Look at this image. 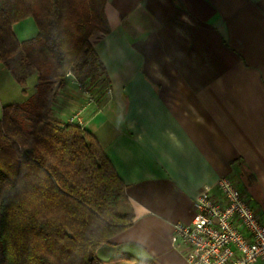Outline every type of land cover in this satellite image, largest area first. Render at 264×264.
Here are the masks:
<instances>
[{"label": "crops", "instance_id": "0c3cea01", "mask_svg": "<svg viewBox=\"0 0 264 264\" xmlns=\"http://www.w3.org/2000/svg\"><path fill=\"white\" fill-rule=\"evenodd\" d=\"M105 16L110 32L90 38L102 85L70 74L53 108L95 137L125 185L118 213L132 225L96 257L185 264L172 227L191 224L195 198L217 196L220 179L264 213V0H108ZM12 31L19 43L37 35L31 19ZM0 65L1 118L36 81L30 93Z\"/></svg>", "mask_w": 264, "mask_h": 264}, {"label": "trees", "instance_id": "16d2710c", "mask_svg": "<svg viewBox=\"0 0 264 264\" xmlns=\"http://www.w3.org/2000/svg\"><path fill=\"white\" fill-rule=\"evenodd\" d=\"M107 2L0 0V64L20 86L36 76L27 101L1 109L0 264H105L98 248L132 225L118 213L125 185L95 137L53 117L68 74L88 88L104 81L90 38L110 32ZM26 19L37 35L19 43L12 27Z\"/></svg>", "mask_w": 264, "mask_h": 264}, {"label": "built area", "instance_id": "2783aa9c", "mask_svg": "<svg viewBox=\"0 0 264 264\" xmlns=\"http://www.w3.org/2000/svg\"><path fill=\"white\" fill-rule=\"evenodd\" d=\"M216 189L217 196L195 198L191 224L173 225L172 246L183 247L185 264H264V213L230 179H220Z\"/></svg>", "mask_w": 264, "mask_h": 264}, {"label": "rangeland", "instance_id": "374dc122", "mask_svg": "<svg viewBox=\"0 0 264 264\" xmlns=\"http://www.w3.org/2000/svg\"><path fill=\"white\" fill-rule=\"evenodd\" d=\"M17 59H18V58H14V59H12V62H11L12 66H14V67L16 68V71H17V73H18L19 76H26L27 73L24 71V69H23L20 65H18V64L15 63V61H16ZM0 67H1V65H0ZM1 68H2V67H1ZM30 76H31V77H30ZM30 76L27 77V79L29 80L28 83H27V86H28V89L30 90V93H31V90H32V89H31V86H32V83H35V81H36V77H35L34 74H32V75H30ZM68 77H70V74H69ZM102 83H103V81H99V82H98V85H102ZM77 89H79V90H83L81 87H79V88H77ZM101 90H103V88H101ZM0 99H1V96H0ZM76 118H77V117H76Z\"/></svg>", "mask_w": 264, "mask_h": 264}]
</instances>
